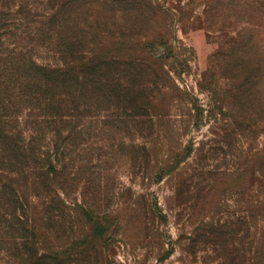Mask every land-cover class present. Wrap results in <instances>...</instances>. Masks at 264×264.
I'll list each match as a JSON object with an SVG mask.
<instances>
[{
  "label": "trees",
  "instance_id": "trees-1",
  "mask_svg": "<svg viewBox=\"0 0 264 264\" xmlns=\"http://www.w3.org/2000/svg\"><path fill=\"white\" fill-rule=\"evenodd\" d=\"M14 4L0 0V264L95 259L111 215L91 205L109 193L101 187L104 170L90 165L102 161L96 151L106 147L112 161L125 160L134 171L154 165L157 181L166 179L171 211L189 210L185 251L195 264H264V146L243 151L227 170L208 168L204 144L167 146L160 159L149 147L151 138L162 135L157 126L180 107L175 102L194 103L157 55L139 54L167 47L165 41L142 48L133 41L117 43L116 36L133 38L139 23L149 20L144 8L151 2L47 0L29 50L21 42L2 41ZM243 43H234L231 57L222 49L212 59L233 81L229 105L238 108L215 101L209 118L231 139L250 128L248 119L264 114V59L246 60ZM192 108L199 119L203 110ZM137 139L146 143L138 146ZM219 187L238 197L235 205L214 199ZM147 213L135 210L145 228ZM120 223V213L112 210V228Z\"/></svg>",
  "mask_w": 264,
  "mask_h": 264
},
{
  "label": "rangeland",
  "instance_id": "rangeland-1",
  "mask_svg": "<svg viewBox=\"0 0 264 264\" xmlns=\"http://www.w3.org/2000/svg\"><path fill=\"white\" fill-rule=\"evenodd\" d=\"M149 1L151 7L144 8L149 20L139 23L133 38L129 35L123 39L120 35L116 36L119 38L117 43L133 41L138 44L137 48H142L147 42L165 41L167 47L159 46L153 51L148 48L144 52H137L146 58H149V54L157 55L158 62L169 72L172 81L182 92L189 94L194 102L187 103V99L172 88L173 94L181 97L182 102H175L180 107L172 109L171 118L157 126L156 129L162 131L163 137L151 138L148 141L149 147L152 146L154 155L160 159L163 154L161 149L165 150L167 146L182 150L191 143L196 149L204 144L205 149L209 150L206 159L208 168L227 170L236 167L243 151L261 150L264 146V114L248 119L246 122L252 125L241 134L237 132L240 136L232 139L225 137L222 129L209 118L208 112L215 101H222L225 106L231 104L228 92L232 91L234 84L229 80L230 76L222 73L219 66L221 62L214 63L212 59L222 49L231 57L236 41L248 45L247 49H242L246 60L264 59V0ZM7 2L15 4L9 13L4 9L10 17L6 18L7 28L1 31L2 41L21 42L29 50L34 43L35 22L44 17L47 0ZM22 7L23 11L20 12ZM101 21L104 23L106 19ZM115 23L120 25L122 21L118 17ZM192 106L203 110L199 119L194 117L196 111ZM229 107L238 108L233 105ZM96 142L90 141L91 144ZM145 143L142 139L136 141L138 146ZM229 143H232V148L227 146ZM126 154V151H120L118 155ZM98 155L102 161L95 160L90 168L96 172L104 170L106 173L101 187L109 193V197L101 196V199L90 202L91 205L97 203L101 211L110 213L111 219L107 221L109 229L103 242L98 245V253L92 254L95 259H85L84 264H195L185 251L189 245L186 238L192 230L189 210L171 211L167 203L171 196L170 187L166 179L157 181L154 165L147 171H134L125 160L112 161V149L107 147L96 151ZM95 184L99 186L100 183L97 181ZM221 189L218 188L214 199H224L235 205L238 197L223 193ZM145 209L149 218L147 228L139 221L136 216L138 213L135 214V210L140 213V210ZM112 210L120 213L121 225L116 228H112ZM163 216H167V219Z\"/></svg>",
  "mask_w": 264,
  "mask_h": 264
}]
</instances>
